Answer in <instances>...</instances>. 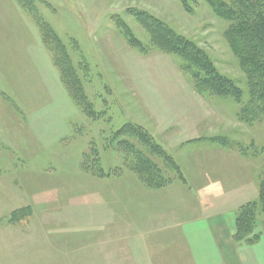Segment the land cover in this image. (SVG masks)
I'll return each mask as SVG.
<instances>
[{
  "label": "rangeland",
  "instance_id": "1",
  "mask_svg": "<svg viewBox=\"0 0 264 264\" xmlns=\"http://www.w3.org/2000/svg\"><path fill=\"white\" fill-rule=\"evenodd\" d=\"M188 4L0 0V264H232L236 245L250 247L246 264H264L260 202L248 208L249 244L236 240L241 207L264 186V100L230 22L208 0ZM142 15L203 53L240 100L214 93L191 56L158 48ZM232 163L251 173L253 193L227 218L233 232L208 192L234 176ZM208 235L223 257L193 242Z\"/></svg>",
  "mask_w": 264,
  "mask_h": 264
},
{
  "label": "trees",
  "instance_id": "2",
  "mask_svg": "<svg viewBox=\"0 0 264 264\" xmlns=\"http://www.w3.org/2000/svg\"><path fill=\"white\" fill-rule=\"evenodd\" d=\"M181 1L189 11L188 0ZM208 2L218 16L230 22V31L228 32L230 45L233 52L240 58L243 71L249 75V81L254 84L251 88V93L255 95V90L257 91V88H260L262 96L258 97V99H260L262 104V100H264V0H230V3L222 0H208ZM142 16L139 18L143 19L144 24L157 33L158 36L153 41L158 48L167 53H175L186 61L191 56L197 69L199 68V71L204 72L206 75V79L203 80L204 83L214 93L226 96L236 95L238 98H235L238 101L240 100L241 91L231 81L222 79L203 53L201 56L199 50L196 53L194 50H190L187 42L175 36L163 22L147 15ZM125 35L127 36L128 33ZM151 36L153 38L154 35ZM128 38L132 45L146 51L143 45L133 42L130 36ZM197 75L193 73L194 77ZM157 146H154V148ZM180 179L183 178L180 177ZM258 202H260L259 207L263 208L261 213L264 215V186L261 187L257 202L241 207L240 216L237 218L236 240L238 243L243 241L248 243L246 233L252 232L257 226L258 222H256L254 215L250 213L248 208L258 209L259 207L254 206ZM242 219L251 223L250 228H246L247 230L245 228L244 230L242 229L244 227L241 224Z\"/></svg>",
  "mask_w": 264,
  "mask_h": 264
},
{
  "label": "crops",
  "instance_id": "3",
  "mask_svg": "<svg viewBox=\"0 0 264 264\" xmlns=\"http://www.w3.org/2000/svg\"><path fill=\"white\" fill-rule=\"evenodd\" d=\"M210 165H211V163H210ZM234 165L235 164L232 163V165H229L228 166L229 168L236 169L234 176H232V178H230L229 181H226V182H218L217 185H216V187H213L211 190H208V192L209 193H212L214 196L220 197V200L221 201H219V203L222 206H225L223 208V210H222V211L225 210L223 212L224 214H221L224 217V219L221 222V224L222 225L223 224H228V226H230L229 227L230 231L234 227L233 226L234 225V218H232V216H230V219H227V218L229 217L230 214H234V212L237 210V208L241 204H244L246 202H249L250 201L249 200V197H250L249 194L252 193V192H250V189L249 188H247L246 190H244L246 187H250L251 186L249 184L250 183L249 180L251 179L250 178L251 177V173L250 174L249 173L248 174L247 173H244L243 171H241L242 168H237ZM206 169H207V165H206ZM238 171H240L242 173H238ZM237 174L239 176H237ZM207 177H208V174H207V171H206V173H204L202 175V179L205 180V179H207ZM240 179H244L242 181V183H239V180ZM244 181H246V182H244ZM252 188H253V185H252ZM184 189H186L187 191L182 189V195H186V194L189 195L190 193L188 192V190H190V188L189 187H186V188L184 187ZM234 190L236 192H234ZM253 190L255 191V189H253ZM174 195H178V193L176 192V193H174ZM237 197H240V198L237 199ZM185 206H182L183 207V210L185 209ZM226 208H228V209L230 208V210L232 209L228 215L226 214V211H228ZM187 210H188V207H187ZM166 211L167 212H170V217L171 218H173L175 216H177V218L179 217L178 214L180 213V210L178 212H176L175 209H172L171 208V209L166 210ZM184 212H185V210L184 211H181L182 214ZM221 220H222V218H221ZM188 222L185 224L186 225L185 226V229H189L191 227V225L194 224V223H199V222H190V221H188ZM181 225H182V223H179L178 222V224H176V225L174 224V227H176V226L179 227ZM197 225H199V224H197ZM208 226L206 227V231H203L206 234H209L210 233V231L207 230L208 229ZM174 227H172V229ZM220 230H221V233L223 235V238L225 239V243L228 246V244H230L229 243L230 242L229 241V236H228L226 230L223 227H220ZM231 232H233V230ZM154 233H156V232H154ZM187 237L188 236L186 235V238ZM193 242H196V243L197 242L198 243H201V242L202 243H206V246L202 247L201 252H202V255H205V258H207L208 260L211 258V256H213V257H215L217 259L218 255L221 258V254H222V257H223V253L222 252H219L218 253V250H219V246H217L218 245V242L214 238L213 235H208L205 238L204 237H201L198 241L196 239H193ZM234 247L235 246H232L230 248H226V251H225V254H228L227 257L232 260L231 263L232 264H246V260H245V258L243 256V253H245L248 250V248H250V247L249 246L246 247V246H242V245L241 246H237L236 245V250L234 249ZM214 252H217L216 253V256H215V253ZM229 252H230V254H229ZM232 252H234L235 254L232 253Z\"/></svg>",
  "mask_w": 264,
  "mask_h": 264
}]
</instances>
